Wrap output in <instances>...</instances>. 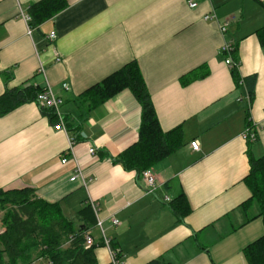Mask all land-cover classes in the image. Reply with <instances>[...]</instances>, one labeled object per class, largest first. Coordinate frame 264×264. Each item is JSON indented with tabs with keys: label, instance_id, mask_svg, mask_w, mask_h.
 <instances>
[{
	"label": "crops",
	"instance_id": "0c3cea01",
	"mask_svg": "<svg viewBox=\"0 0 264 264\" xmlns=\"http://www.w3.org/2000/svg\"><path fill=\"white\" fill-rule=\"evenodd\" d=\"M44 1L0 0V97L51 88L67 132L35 97L0 116V189L32 188L58 205L93 239L97 264H111V249L127 264H247L244 250L264 235L246 183L252 161L264 158V0H61L60 12L36 23L32 7ZM226 43L237 70L225 63ZM131 63L163 132L182 135L181 148L151 170L154 193L118 163L139 141L142 106L133 93L88 109L89 91ZM249 129L255 142L244 138ZM181 196L191 210L184 218L170 206ZM86 206L101 228L77 217Z\"/></svg>",
	"mask_w": 264,
	"mask_h": 264
},
{
	"label": "trees",
	"instance_id": "16d2710c",
	"mask_svg": "<svg viewBox=\"0 0 264 264\" xmlns=\"http://www.w3.org/2000/svg\"><path fill=\"white\" fill-rule=\"evenodd\" d=\"M64 7L61 0H46L32 7V17L36 23H41ZM255 81V77L245 79L251 94ZM126 89L142 106V125L138 143L124 152L118 163L127 170H135L141 177L144 171L152 170L158 162L181 148L182 135L180 131L164 133L161 129L150 93L136 63L126 65L91 89L89 92L92 93L87 97L88 109L103 104ZM41 91L31 86L7 91L0 97V116L36 98ZM246 183L252 192L248 205L257 204L264 219V158L252 161ZM170 206L180 218L188 216L191 211L183 196L171 202ZM0 217L5 230L0 234V264H33L40 259L52 264H97L95 247H85L86 230H77L74 221L65 218L58 205L38 199L32 188L0 189ZM77 217L86 227L97 223L91 206L83 208ZM244 255L247 264H264V235L250 244Z\"/></svg>",
	"mask_w": 264,
	"mask_h": 264
},
{
	"label": "built area",
	"instance_id": "2783aa9c",
	"mask_svg": "<svg viewBox=\"0 0 264 264\" xmlns=\"http://www.w3.org/2000/svg\"><path fill=\"white\" fill-rule=\"evenodd\" d=\"M189 6L191 8H196L197 4L194 3L193 1H191L189 3ZM209 19H215V16L206 18V20H209ZM30 20H31L30 18H26L27 23H29ZM31 32H32V29L30 27H28V34H31ZM221 32L223 34H226V32H227L226 26L221 27ZM56 38L57 37H56L55 32L50 33V35L47 37V40H48V43L50 44V46L54 45ZM223 51L228 56V58L225 61L226 65L230 66V68H232L233 70H237L239 67V64L234 63L233 60L231 59V55L235 51L234 46L231 43H226L223 47ZM54 57H55L56 62H60L62 60L61 55L56 51L54 52ZM62 89L64 91L70 90L69 86L67 84H64L62 86ZM36 101H37V103L41 109L50 110L51 112H53L55 115L58 116L59 122L56 125L55 129L58 131L67 132V129H66L64 122H63V118H62L61 113H60V108L63 105V100L60 97H57L51 88H48L46 90L41 91L36 96ZM244 138L248 139L251 142H255L257 140L256 134L253 133V130H251V129H249L245 132ZM191 148L193 151H198L199 150V144L197 142H192ZM89 153L91 155H94L96 153V150L94 148H90ZM65 162L66 161L64 160L63 163H65ZM76 178L77 177H74L72 179V181H75ZM142 179H143L149 193H154L157 189V179H156V176L153 173V171H151V170L144 171L142 173ZM167 201H169V200H167ZM94 210L97 212V209L94 208ZM113 223H114V225H118V221H116V220H113ZM97 227H99V228L102 227L101 221H98ZM105 244L107 246H109L110 242L105 239ZM92 246H94L93 239L89 235H86L85 236V247L90 248ZM110 256H111V264H127L126 261H124V259L121 258L118 250L111 249L110 250ZM48 264H52V263L49 262Z\"/></svg>",
	"mask_w": 264,
	"mask_h": 264
}]
</instances>
